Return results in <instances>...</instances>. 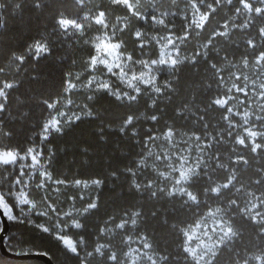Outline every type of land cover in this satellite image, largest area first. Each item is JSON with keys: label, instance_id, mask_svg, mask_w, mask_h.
<instances>
[{"label": "trees", "instance_id": "trees-1", "mask_svg": "<svg viewBox=\"0 0 264 264\" xmlns=\"http://www.w3.org/2000/svg\"><path fill=\"white\" fill-rule=\"evenodd\" d=\"M260 1L0 0V151L37 147L48 174L28 180L31 204L21 207L18 164L0 160L14 213L6 248L44 252L54 264H128L143 238L147 264H200L184 233L216 209L232 233L206 264H264ZM107 36L126 77L91 67ZM165 36L176 39L172 64L158 61ZM64 108L71 117L45 133ZM179 156L193 164L184 191L172 190L165 166ZM0 264L47 263L0 249Z\"/></svg>", "mask_w": 264, "mask_h": 264}, {"label": "rangeland", "instance_id": "rangeland-1", "mask_svg": "<svg viewBox=\"0 0 264 264\" xmlns=\"http://www.w3.org/2000/svg\"><path fill=\"white\" fill-rule=\"evenodd\" d=\"M260 2H263L260 1ZM247 4V3H245ZM249 7V4L247 5ZM261 8V7H260ZM204 15H200L198 20H203ZM42 49L41 46L38 50ZM179 57L176 47V39L172 36H165L160 41V54L158 61L162 63L172 64ZM121 54L119 52V44L113 41L110 37H104L99 41L97 50L94 56L91 58V67L101 66L107 71L117 70V75L121 78L126 77V73L122 69ZM72 84H69V87ZM219 103L224 104L226 99H219ZM66 108L59 112H54L46 120L44 132L47 133L49 130L58 129L61 126L62 120H68L72 113H69ZM248 134L254 137L257 131L251 127L246 128ZM40 152L37 147H31L26 152L19 153L15 150H2L0 151V160L4 162H16L18 164L20 175L12 183V193L15 196L18 204L22 207L24 204H31L28 201L26 195V184L28 180L37 171L41 176H48L47 171L43 167V164L39 160ZM177 158V157H175ZM174 157L165 163L167 172L172 176L171 188L172 190L184 191L185 182L188 180L190 173L193 170V164L191 161H187L182 156L179 159L173 160ZM41 163V164H40ZM93 182H81L75 181L77 185L88 186ZM0 206L3 209L4 214L9 217H14L12 208L5 200L4 196L0 192ZM0 219V228H1ZM232 233V228L228 222L225 221L216 209L207 211L201 216L194 224L189 226L184 233V248L189 256L194 259L196 263L206 264L215 253L218 246ZM57 235L60 237L62 242L69 247L71 250L76 251L75 240L69 234L64 233L60 230L57 231ZM148 243L143 238H138L133 245L127 251L128 264H147L148 261L152 260V255L148 250ZM85 264V263H83Z\"/></svg>", "mask_w": 264, "mask_h": 264}, {"label": "water", "instance_id": "water-1", "mask_svg": "<svg viewBox=\"0 0 264 264\" xmlns=\"http://www.w3.org/2000/svg\"><path fill=\"white\" fill-rule=\"evenodd\" d=\"M1 23H2V17H1V6H0V27H1ZM0 219H1V224H2L1 225L2 231H0V249L2 250L3 253L9 256L18 257V258L37 257V258H41L45 260L47 264H54V262L51 260L49 255H47L44 252L16 253V252L9 251L6 248L5 243H4V238L9 228V221L6 215L4 214L1 206H0ZM33 253H39V254H33Z\"/></svg>", "mask_w": 264, "mask_h": 264}, {"label": "snow or ice", "instance_id": "snow-or-ice-1", "mask_svg": "<svg viewBox=\"0 0 264 264\" xmlns=\"http://www.w3.org/2000/svg\"><path fill=\"white\" fill-rule=\"evenodd\" d=\"M9 219H12V217H9ZM0 231H2V228H0ZM33 254H39V253H33Z\"/></svg>", "mask_w": 264, "mask_h": 264}]
</instances>
